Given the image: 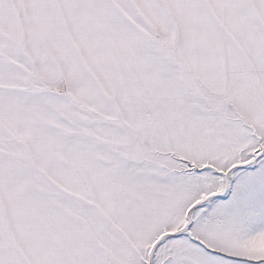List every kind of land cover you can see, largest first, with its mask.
Wrapping results in <instances>:
<instances>
[{
  "label": "snow or ice",
  "instance_id": "snow-or-ice-1",
  "mask_svg": "<svg viewBox=\"0 0 264 264\" xmlns=\"http://www.w3.org/2000/svg\"><path fill=\"white\" fill-rule=\"evenodd\" d=\"M0 264H264V0H0Z\"/></svg>",
  "mask_w": 264,
  "mask_h": 264
}]
</instances>
